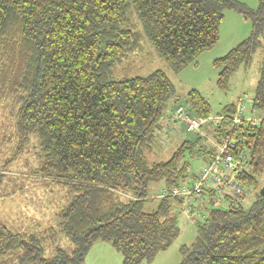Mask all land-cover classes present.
<instances>
[{
    "label": "trees",
    "instance_id": "obj_1",
    "mask_svg": "<svg viewBox=\"0 0 264 264\" xmlns=\"http://www.w3.org/2000/svg\"><path fill=\"white\" fill-rule=\"evenodd\" d=\"M225 10L240 14L251 29L213 61L221 91L264 48V0L255 9L237 0H0L2 123L12 127L10 138L37 135L45 176L66 194L56 229L34 235L0 225V264H84L95 242L110 244L122 264H150L178 237L175 210L183 204L150 197V185L169 189L192 179L191 160L209 161L229 135L246 159L236 176L241 192L233 207L204 208L212 193L199 203L207 216L193 218L196 236L180 247L179 264H264V57L249 101L257 122L242 121L231 131L235 104L225 105L220 114L226 119L211 127V145L202 132L193 134L164 161L147 156L167 104L178 102L174 85L159 69L116 77L143 39L174 73L196 65L218 44ZM184 102L193 117L210 115L198 90L190 89ZM246 189L253 192L248 209ZM147 201H156L149 212ZM59 233L73 249L43 257L46 242Z\"/></svg>",
    "mask_w": 264,
    "mask_h": 264
},
{
    "label": "rangeland",
    "instance_id": "obj_2",
    "mask_svg": "<svg viewBox=\"0 0 264 264\" xmlns=\"http://www.w3.org/2000/svg\"><path fill=\"white\" fill-rule=\"evenodd\" d=\"M237 1L252 9L258 5V0ZM137 27L139 30L138 25ZM250 29L251 25L248 20H244L240 14L233 10H225L223 21L219 27L218 44L210 52L198 58L196 65L190 64L179 73L172 72L148 42L143 39L140 50L129 55L118 66L116 77L144 75L156 69L162 70L174 85L175 97H178L177 103L169 102L166 106L165 112H169V117L171 110H174L178 104L190 111L184 102L186 93L190 89L198 90L209 102L210 115H217L223 106L236 105L240 97H246L249 102L253 96L258 79L259 62L264 57V48L261 47L254 52L248 68L240 67L234 73L226 91H221L216 87L218 69L213 66L215 57H218L214 56V52L218 50V52L222 51L219 55L224 54L229 48L246 38ZM6 112L0 111V225L7 227L12 232L34 235L40 234L45 228L56 229L59 227L56 214L66 204V194L60 192L58 187L51 184L48 177L45 176L44 161L41 157L37 135L31 133L22 141L8 136L14 135V133L12 127L6 128L4 122L2 123L3 114ZM8 124L10 126L9 119ZM170 124L166 130L162 128V131L157 132L152 148L153 152L147 156L149 160H166L184 139L194 136L184 130L180 121L176 122L170 118ZM211 127L212 125H204L201 130L202 134L208 137L206 139L207 146L211 145L213 141ZM199 160V157L191 160L193 173L201 164ZM259 179L262 181V176ZM162 188V182L151 184L149 194L152 196L150 197H157ZM200 198V202L203 203L209 197L200 195ZM252 200L253 192L246 189L243 207L248 209ZM155 206L156 201H147L144 211L149 212ZM214 206L223 208L222 202L215 199L212 204L208 207L206 205L204 208L210 209ZM175 214L180 233L166 250L155 256L150 264H179L180 247L189 245L194 240L196 236L194 219L186 216L181 207L176 208ZM56 248L69 252L73 249V244L65 234L59 233L55 240L46 242L43 257L51 259ZM84 264H122V257L110 244L95 242L87 252Z\"/></svg>",
    "mask_w": 264,
    "mask_h": 264
},
{
    "label": "built area",
    "instance_id": "obj_3",
    "mask_svg": "<svg viewBox=\"0 0 264 264\" xmlns=\"http://www.w3.org/2000/svg\"><path fill=\"white\" fill-rule=\"evenodd\" d=\"M234 113L231 117L230 130L233 131L242 121L257 122V118L249 113V102L246 97H240L236 102ZM174 121H180L187 133L196 134L202 132L204 125H217L226 117L223 114L209 115L207 117H193L182 105H176L171 113ZM213 157L202 163L194 172V177L177 186L162 188L158 197H177L183 200L181 209L192 218L203 220L207 216L198 209L201 196L213 194L215 200L222 202V207L235 206V198L241 192V187L236 178L241 169L245 167L246 159L240 154L239 146L235 145L232 137L226 136L221 144L215 146ZM208 199V198H206Z\"/></svg>",
    "mask_w": 264,
    "mask_h": 264
},
{
    "label": "crops",
    "instance_id": "obj_4",
    "mask_svg": "<svg viewBox=\"0 0 264 264\" xmlns=\"http://www.w3.org/2000/svg\"><path fill=\"white\" fill-rule=\"evenodd\" d=\"M238 43H239V42H238ZM215 49H217V48H215ZM223 49H224V48H223ZM230 49H231V48H229L228 51H229ZM219 50H222V49H219ZM228 51H226L224 54H226ZM221 52H222V51L218 52V50H216V51L214 52V56H218V57L223 56L224 54L219 55V54H221ZM218 57H215V59L218 58ZM176 98H178V97H176ZM171 102L174 104V101H173V100H172ZM168 108L170 109V105H169ZM172 111H173V110H171V113H172ZM170 118H171V115H170V117H169V112H168V113L165 112V113H164V116H163V118H162V120H161V124H162L163 130H166L167 127L169 126V124H170ZM170 125H171V124H170Z\"/></svg>",
    "mask_w": 264,
    "mask_h": 264
},
{
    "label": "water",
    "instance_id": "obj_5",
    "mask_svg": "<svg viewBox=\"0 0 264 264\" xmlns=\"http://www.w3.org/2000/svg\"><path fill=\"white\" fill-rule=\"evenodd\" d=\"M260 195H262L264 197V184L261 187L260 191H259Z\"/></svg>",
    "mask_w": 264,
    "mask_h": 264
}]
</instances>
